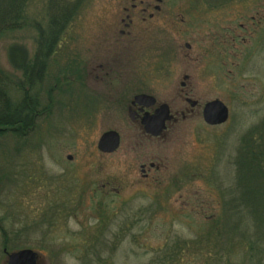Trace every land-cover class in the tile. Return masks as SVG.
<instances>
[{
    "label": "rangeland",
    "instance_id": "374dc122",
    "mask_svg": "<svg viewBox=\"0 0 264 264\" xmlns=\"http://www.w3.org/2000/svg\"><path fill=\"white\" fill-rule=\"evenodd\" d=\"M117 1L123 0H26L21 27L0 38V68L11 78L8 96L17 105L28 83L12 64L11 48L19 46L31 62L51 17L71 12L44 80L28 90L39 102L34 127L23 137L0 138V264L23 250L39 254V264H264V225L233 201L237 177L244 178L236 165L242 141L260 135L264 142V52L256 49L247 64L237 60L217 80L203 78L199 0H164L174 20L188 5L191 34L178 43H194L191 60L177 56L173 42L171 83L164 85L166 70L147 44L138 50L136 73L125 78L130 84L147 78L157 85L156 95L169 100L184 70L195 91L228 108L229 119L209 127L196 110L171 124L161 141L136 146L126 112L95 97L104 89L93 86L86 73L92 50L94 57L106 58L99 43L120 12ZM234 1L236 29L250 25L258 0H252L251 12L245 0ZM10 2L0 0V7ZM177 28L184 30L180 23ZM260 33L255 36L264 41V29ZM108 131L121 135L122 146L104 155L97 144ZM147 159L161 167L150 181L140 173Z\"/></svg>",
    "mask_w": 264,
    "mask_h": 264
},
{
    "label": "flooded vegetation",
    "instance_id": "af4514ba",
    "mask_svg": "<svg viewBox=\"0 0 264 264\" xmlns=\"http://www.w3.org/2000/svg\"><path fill=\"white\" fill-rule=\"evenodd\" d=\"M244 3L251 12L252 0H245ZM256 3V11L251 16L252 23L250 25L240 24L239 29H236L234 0H199L201 33L198 38V60L203 78L206 76L217 80L222 70H227L229 67L236 68L237 60L245 61L247 64L251 61L256 49L260 48V52H264V41L258 40L255 36L260 32V35L263 33L264 0H258ZM117 4L120 6L118 9L120 12L109 24L103 40L99 43L101 50L105 49L104 56L106 58L94 57L92 50L90 61L86 64V73L93 86L100 85L104 89V91H100L102 94H93L95 97L101 98L105 102L119 104L120 114L126 112L131 129L136 133L134 144L142 145L138 142L143 141L155 143L165 138L171 124L178 123L179 119L185 121L189 116L196 114V110H201L203 115L207 104L220 100L209 99L207 92L195 91L191 85V76L184 73V70L176 79L177 82L182 80L179 83V88L168 96L169 100L160 99L154 91L157 85L147 78L140 81L135 77L136 81L130 84L125 75H129L130 72L133 75L136 73L133 66L134 61H136L140 49L147 44H151L154 54H158L157 61L159 60L160 68L166 70L167 81L164 85L167 82L171 83L172 44L173 42L178 43L182 37L188 38L191 34L187 27L188 16L185 14L188 5H184V16L177 15L179 18L174 20L169 9H166L164 0H123L122 4L119 2ZM227 7L229 9L226 13L221 14ZM179 23L182 27L184 26V30L177 28ZM154 38L159 40V47L155 46ZM174 39L176 41H173ZM253 41H259L257 47L256 43L252 44ZM178 48H173L177 56L182 57V60H191L189 53H192L194 49L193 42L192 44L185 42L183 47L179 45ZM184 51H186L185 54ZM98 58L100 59L98 60ZM214 66L219 71L211 72L210 70ZM139 97H148L153 100L137 103L136 99ZM162 107L168 108L169 117L172 119L165 122V128L159 136H154L146 131L144 121L155 117ZM199 111H197L198 114ZM148 129L150 132L154 131L153 127H148ZM108 132H115L119 135L120 149L122 146L121 135L116 131ZM160 170L161 167L158 164L148 159L140 166V173L146 181L154 179L155 175L153 174Z\"/></svg>",
    "mask_w": 264,
    "mask_h": 264
},
{
    "label": "trees",
    "instance_id": "16d2710c",
    "mask_svg": "<svg viewBox=\"0 0 264 264\" xmlns=\"http://www.w3.org/2000/svg\"><path fill=\"white\" fill-rule=\"evenodd\" d=\"M25 2L26 0H11L9 5L0 7V38L5 33L21 27ZM70 15L71 12L63 10L57 17H51V28L42 34L38 43L40 52L31 62L19 46L11 48L9 54L12 64L17 71L23 72L28 86L22 100L14 105L8 96L11 78L0 68V138L8 133L23 137L34 127V122L40 116L39 102L30 96L29 91L44 80L48 58L54 52V46ZM21 87L19 85L20 90ZM242 161L245 169L242 168ZM236 165L237 175L243 174L244 178L237 177V197L233 201L237 206L245 208L248 217L256 215L253 221L255 224L264 225V142L260 135L257 138H244L238 149Z\"/></svg>",
    "mask_w": 264,
    "mask_h": 264
},
{
    "label": "water",
    "instance_id": "95a60500",
    "mask_svg": "<svg viewBox=\"0 0 264 264\" xmlns=\"http://www.w3.org/2000/svg\"><path fill=\"white\" fill-rule=\"evenodd\" d=\"M153 100L148 97H139L136 99L137 103ZM203 121L209 127H218L227 123L229 119V110L221 101H214L207 104L203 110ZM168 108L162 107L160 112L155 117L146 119L144 125L146 131L154 136H159L164 130L166 121H170ZM148 127H153L154 131L150 132ZM120 145V137L115 132H108L101 136L98 141L97 149L101 154H114ZM68 160H72L71 157ZM41 257L39 254L31 250H23L8 255L7 264H39Z\"/></svg>",
    "mask_w": 264,
    "mask_h": 264
}]
</instances>
